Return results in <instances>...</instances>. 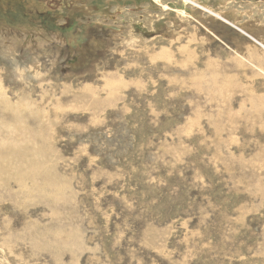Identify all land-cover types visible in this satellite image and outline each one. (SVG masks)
Here are the masks:
<instances>
[{
	"label": "rangeland",
	"instance_id": "374dc122",
	"mask_svg": "<svg viewBox=\"0 0 264 264\" xmlns=\"http://www.w3.org/2000/svg\"><path fill=\"white\" fill-rule=\"evenodd\" d=\"M263 46L264 0H0V264H264Z\"/></svg>",
	"mask_w": 264,
	"mask_h": 264
},
{
	"label": "crops",
	"instance_id": "0c3cea01",
	"mask_svg": "<svg viewBox=\"0 0 264 264\" xmlns=\"http://www.w3.org/2000/svg\"><path fill=\"white\" fill-rule=\"evenodd\" d=\"M79 40V42L81 43V38H78L77 41Z\"/></svg>",
	"mask_w": 264,
	"mask_h": 264
},
{
	"label": "flooded vegetation",
	"instance_id": "af4514ba",
	"mask_svg": "<svg viewBox=\"0 0 264 264\" xmlns=\"http://www.w3.org/2000/svg\"><path fill=\"white\" fill-rule=\"evenodd\" d=\"M77 39V38H76ZM77 41V40H76ZM79 44H80V42H79V40L77 41Z\"/></svg>",
	"mask_w": 264,
	"mask_h": 264
},
{
	"label": "bare ground",
	"instance_id": "6f19581e",
	"mask_svg": "<svg viewBox=\"0 0 264 264\" xmlns=\"http://www.w3.org/2000/svg\"><path fill=\"white\" fill-rule=\"evenodd\" d=\"M264 47V46H263Z\"/></svg>",
	"mask_w": 264,
	"mask_h": 264
}]
</instances>
